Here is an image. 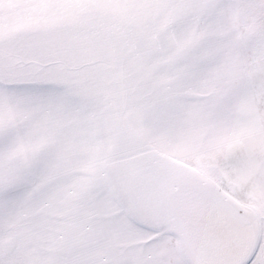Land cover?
I'll use <instances>...</instances> for the list:
<instances>
[{
	"label": "snow or ice",
	"instance_id": "snow-or-ice-1",
	"mask_svg": "<svg viewBox=\"0 0 264 264\" xmlns=\"http://www.w3.org/2000/svg\"><path fill=\"white\" fill-rule=\"evenodd\" d=\"M0 264H264V0H0Z\"/></svg>",
	"mask_w": 264,
	"mask_h": 264
}]
</instances>
